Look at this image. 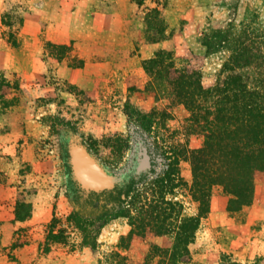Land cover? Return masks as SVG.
Wrapping results in <instances>:
<instances>
[{
	"label": "rangeland",
	"instance_id": "rangeland-1",
	"mask_svg": "<svg viewBox=\"0 0 264 264\" xmlns=\"http://www.w3.org/2000/svg\"><path fill=\"white\" fill-rule=\"evenodd\" d=\"M160 1L169 35L150 42L143 13L146 5H155L151 0L144 5L136 0H0V83L11 85L4 95L0 89V264H99L98 257L117 247L131 225L123 216L96 221L97 248L83 244L82 233L67 219L73 210L68 180L71 169L80 175L77 160L92 158L116 182L137 171L144 147L161 171L162 146L187 140L196 148L204 141L202 133L190 132V111L157 88L144 60L169 50L182 68L192 54L201 55L202 78L209 84L230 50L221 46L209 52L205 31L230 22L235 32L248 27L251 38L264 40V0ZM136 108L171 116L164 125L159 113L149 132L128 116ZM114 134L129 140L124 153L105 145ZM180 167L190 185V160L183 159ZM188 184L174 195L184 202V214L192 215L198 202ZM213 197L216 209L202 219L187 264H264V179L256 181L252 204L239 211L228 210L230 196L222 186L213 188ZM24 202L32 203V212L21 220L16 207ZM54 214L68 226L69 243H54L46 252L42 242ZM157 236L134 238L125 253L134 264H164L161 254L173 245V236L166 234L165 242ZM154 244L162 249L147 260Z\"/></svg>",
	"mask_w": 264,
	"mask_h": 264
},
{
	"label": "trees",
	"instance_id": "trees-1",
	"mask_svg": "<svg viewBox=\"0 0 264 264\" xmlns=\"http://www.w3.org/2000/svg\"><path fill=\"white\" fill-rule=\"evenodd\" d=\"M144 5L148 0H136ZM143 13L145 34L150 42L168 37V25L160 0H151ZM225 28L212 26L203 33V44L209 52L224 46L230 55L224 61L216 79L207 84L202 78L204 57L192 54L186 67H178L171 51L159 50L144 60V67L157 88L173 98L172 103H183L190 111V132H200L203 144L191 148L187 140L162 146L166 161L161 171L155 169L152 156L142 150L136 172L127 174L120 181H113L97 161L84 157L78 162L99 179L98 184H85L73 170L68 180L73 210L67 219L79 229L83 244L97 248L96 221L107 222L114 217H127L131 225L127 236H122L117 247L98 257L99 264H134L125 253L134 238L155 235H172L173 245L164 249L159 263L187 264L192 259L190 244L195 241L202 219L211 211L213 188L217 185L229 194L228 210L236 212L252 204L256 181L264 179V40L249 36L248 27L234 31L233 23ZM253 70V73L251 72ZM0 70V77L2 76ZM7 82L0 83L2 95ZM8 92V90H7ZM127 111L129 117L151 132L158 123L157 109ZM163 123L171 116L161 112ZM106 146L124 153L130 146L128 139H106ZM183 159L192 164L193 180L189 185L181 174ZM154 176L150 178L151 174ZM104 176L109 178L105 181ZM189 185L190 193L198 202V212L184 214V202L175 198L176 188ZM32 203L17 204L16 217L25 220L31 216ZM54 214L49 224L44 251L54 243H69L68 226ZM153 248V249H152ZM147 255L150 260L161 247L154 244ZM162 249V248H161ZM233 264H239L233 262Z\"/></svg>",
	"mask_w": 264,
	"mask_h": 264
},
{
	"label": "water",
	"instance_id": "water-1",
	"mask_svg": "<svg viewBox=\"0 0 264 264\" xmlns=\"http://www.w3.org/2000/svg\"><path fill=\"white\" fill-rule=\"evenodd\" d=\"M80 176L83 178L85 184H98L99 183V179H93L94 175L93 173L88 170L86 167L81 166L80 168ZM103 178L105 181H109V178L107 176L103 175Z\"/></svg>",
	"mask_w": 264,
	"mask_h": 264
},
{
	"label": "crops",
	"instance_id": "crops-1",
	"mask_svg": "<svg viewBox=\"0 0 264 264\" xmlns=\"http://www.w3.org/2000/svg\"><path fill=\"white\" fill-rule=\"evenodd\" d=\"M214 198H216V197H213V200H212V204H213V206L211 205V208L214 210V209H216V201H215V199ZM225 200H226V198H225ZM193 214H196V211L193 213ZM206 219L208 220L209 219V217H206ZM203 225H204V223H203V221H202V223H201V225H200V228L199 229H202V227H203ZM165 236L166 235H158L157 237H156V239H157V241H159V242H165L166 240H165ZM131 251V253L134 255V256H136V257H138V253L135 251V250H130Z\"/></svg>",
	"mask_w": 264,
	"mask_h": 264
}]
</instances>
